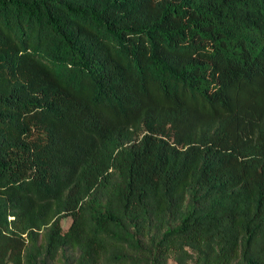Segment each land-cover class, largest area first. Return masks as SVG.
Wrapping results in <instances>:
<instances>
[{
  "label": "trees",
  "instance_id": "1",
  "mask_svg": "<svg viewBox=\"0 0 264 264\" xmlns=\"http://www.w3.org/2000/svg\"><path fill=\"white\" fill-rule=\"evenodd\" d=\"M171 260L264 264V0H0V264Z\"/></svg>",
  "mask_w": 264,
  "mask_h": 264
},
{
  "label": "rangeland",
  "instance_id": "2",
  "mask_svg": "<svg viewBox=\"0 0 264 264\" xmlns=\"http://www.w3.org/2000/svg\"><path fill=\"white\" fill-rule=\"evenodd\" d=\"M72 223V218L71 217H66L63 219L62 221V224H63V227H64V231H67L69 226L71 225ZM169 264H176L175 261L171 260L169 262Z\"/></svg>",
  "mask_w": 264,
  "mask_h": 264
}]
</instances>
